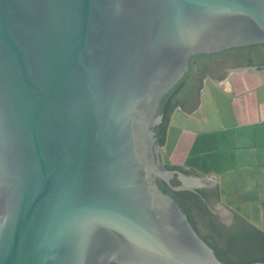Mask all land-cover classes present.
I'll return each mask as SVG.
<instances>
[{
  "label": "water",
  "instance_id": "obj_1",
  "mask_svg": "<svg viewBox=\"0 0 264 264\" xmlns=\"http://www.w3.org/2000/svg\"><path fill=\"white\" fill-rule=\"evenodd\" d=\"M261 43L264 0H0V264H226L158 182L216 175L168 167L156 127L193 57L228 93L264 66L206 57ZM199 102L180 109L200 121Z\"/></svg>",
  "mask_w": 264,
  "mask_h": 264
},
{
  "label": "crops",
  "instance_id": "obj_2",
  "mask_svg": "<svg viewBox=\"0 0 264 264\" xmlns=\"http://www.w3.org/2000/svg\"><path fill=\"white\" fill-rule=\"evenodd\" d=\"M226 77L232 85L228 93L210 78L204 79L199 102L203 120L180 107L174 109L162 145L163 156L168 164L202 175L214 173L220 189L227 187L237 195L257 191L264 201V71L257 75L250 69L232 71ZM181 114L185 124L193 118L197 127L191 130L181 125ZM204 121L208 128L200 129Z\"/></svg>",
  "mask_w": 264,
  "mask_h": 264
},
{
  "label": "trees",
  "instance_id": "obj_3",
  "mask_svg": "<svg viewBox=\"0 0 264 264\" xmlns=\"http://www.w3.org/2000/svg\"><path fill=\"white\" fill-rule=\"evenodd\" d=\"M199 57L200 56L192 58V64L185 77L161 100L160 112L162 114V121L156 127L158 139L161 145L164 144L166 138L171 112L177 107L187 109L189 106L188 103L191 105L194 103L196 105L198 104V95L200 89L202 88V81L205 76L203 74L197 76L196 74L197 71L200 70V62L198 61ZM215 57H222L221 60L223 63L222 65H216L217 70H220L223 68V65L226 64H231V66H252L260 64V66H264V43L235 47L208 55L206 58L209 61ZM190 78H196V95L186 93L187 95L184 98H181L179 93L181 89H184L186 81ZM168 167L189 173L188 171L182 169V167L176 165L169 164ZM158 182L163 191L171 194L177 200L199 234L214 249L215 254L222 262L226 264H244L260 261L261 264H264V229L255 226L252 222L246 219V217L240 216V218L236 219L231 227H224V244H221L219 241L220 232H218L219 230H217V226L222 225L215 223L211 219L212 214L208 209L203 207V203L198 198L199 195L197 192L191 190L172 189L171 185L178 184V180L175 179L171 181V185L163 180H159ZM219 191V188H217L215 193L217 197L219 196ZM195 208H198L203 215L205 214L209 216L208 226L211 229L210 233L204 234L197 228L193 218V210Z\"/></svg>",
  "mask_w": 264,
  "mask_h": 264
},
{
  "label": "rangeland",
  "instance_id": "obj_4",
  "mask_svg": "<svg viewBox=\"0 0 264 264\" xmlns=\"http://www.w3.org/2000/svg\"><path fill=\"white\" fill-rule=\"evenodd\" d=\"M199 101H200V94H199ZM200 112H201V116H203L202 109H200ZM183 117L185 118V116H183L182 114L181 116L178 117L180 118L178 121L179 123H181V125H184L185 127L191 130L197 127L196 124H194V121L192 120L195 117H193L191 120L188 119L189 120L188 124H185ZM201 119L203 120V118ZM199 128L207 129L208 128L207 121H204V124L200 123ZM162 156H163V151H162ZM163 159L166 165H169L164 156ZM241 186L244 187L243 184H241ZM219 192L220 193L218 196V202H220L222 205L225 204L224 206H227V208H229V205H231L233 207V210L231 209L230 211H232L234 214H236L237 216L239 215V217L240 216L246 217V219L252 222L255 226L264 229V203H263L264 201L263 199L259 198V194L257 191H250V193L240 192L237 195L234 192H232L231 189L224 187L223 189H220ZM229 197L231 198L229 199ZM234 207L235 208L237 207L239 209L237 208L235 209ZM244 213L248 215H244Z\"/></svg>",
  "mask_w": 264,
  "mask_h": 264
},
{
  "label": "flooded vegetation",
  "instance_id": "obj_5",
  "mask_svg": "<svg viewBox=\"0 0 264 264\" xmlns=\"http://www.w3.org/2000/svg\"><path fill=\"white\" fill-rule=\"evenodd\" d=\"M207 59V58H206ZM208 60V59H207ZM178 180V185L180 184L179 179L176 177L172 178L171 181L173 180ZM195 192L198 193V198L201 200L203 203V207L205 209H208L209 212L212 214L211 219L215 222L218 223L219 225H223L224 227H231L236 220H231L229 224H225V222L222 220V214L215 212L212 209V205H214V201L218 199L216 193V188L211 185H201L198 187H195ZM222 202V201H221ZM223 203V202H222ZM209 217V216H208Z\"/></svg>",
  "mask_w": 264,
  "mask_h": 264
}]
</instances>
